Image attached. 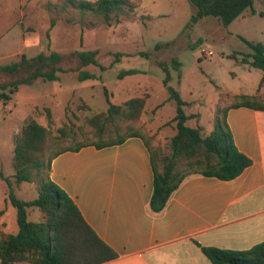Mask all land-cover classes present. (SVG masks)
Wrapping results in <instances>:
<instances>
[{"label": "rangeland", "instance_id": "obj_1", "mask_svg": "<svg viewBox=\"0 0 264 264\" xmlns=\"http://www.w3.org/2000/svg\"><path fill=\"white\" fill-rule=\"evenodd\" d=\"M131 3L132 11L124 8L108 24L102 17L82 11L72 0H0V65L17 61L22 54L33 56L55 50L63 56L60 64L68 69L58 72V80L38 78L22 84L11 101L6 104L0 101V169L5 174L14 172L15 135L31 117L49 125V153L83 141L115 139L125 133L128 121L121 116L106 121L103 118L106 126L102 133L89 123L90 117L108 108L104 86L111 100L119 104L133 96L149 95L148 107L135 124L142 130L150 125L156 127L165 119H170L166 124H171L176 104L168 100L163 63L172 75L170 85L184 99L193 100L187 111H193L198 118L189 120V125L196 126L201 120L207 128L213 122L221 92H227L222 95L221 106L234 101L229 93H260L264 102V81L260 88L263 71L230 56L238 53L240 58L252 51L240 35L264 43V15L259 14L264 7L259 1L254 4L256 13L247 10L227 26L213 16L194 22L192 14L196 8L189 0H131ZM203 47L213 54L202 55ZM77 49L96 50L97 59L107 68L94 64L80 67ZM117 52L122 54L115 62ZM175 59L180 62L178 67L174 65ZM79 67L101 75V79L80 81ZM128 68H136L138 72L119 78L118 73ZM17 77L0 73L3 82ZM46 107L52 111L51 123ZM164 131L169 133L171 128L166 126ZM206 132L207 129L202 134ZM155 146L159 157L171 153L169 136ZM187 164V160L178 162L184 172L190 173L192 169H186ZM14 187L21 198L37 195V182H15ZM8 189L7 182L0 180V209L6 206ZM7 208L8 230L16 232L17 209L12 204Z\"/></svg>", "mask_w": 264, "mask_h": 264}, {"label": "trees", "instance_id": "obj_2", "mask_svg": "<svg viewBox=\"0 0 264 264\" xmlns=\"http://www.w3.org/2000/svg\"><path fill=\"white\" fill-rule=\"evenodd\" d=\"M82 11H90L110 24L114 15L124 8L133 10L131 0H72ZM196 8L192 20L198 21L207 16L216 17L223 25H229L246 10H254V4L259 1L264 7V0H189ZM264 15V9L260 11ZM54 21H52V25ZM49 35V32H48ZM252 49L249 54L238 57V53L230 56L241 62L263 71L264 81V43L252 41L240 35ZM82 42V39H81ZM159 47V45H157ZM122 53H116L115 62ZM147 54V53H144ZM80 67L94 64L106 69L97 59V51L91 49H77ZM61 53L51 50L49 53L40 52L33 56L22 54L20 59L8 64L0 65V73L17 74L11 82L0 81V101L8 103L13 94L22 84H30L35 79L58 80L59 71H68L60 63ZM174 65L180 62L175 59ZM79 70L78 79H101L89 70ZM165 77L164 85L169 91L168 100H174L176 113L172 118L175 122V134L170 138L171 153L159 157L158 149L152 144L153 136L136 126L141 117L148 94L133 96L119 104L111 100L108 88L104 86L108 108L90 117L89 123L99 133L105 131L106 120H113L121 116L128 121L126 132L115 139L95 142L83 141L75 146L59 148L51 153L48 149L49 125L41 124L37 118L31 117L15 135L13 156L14 172L10 175L0 169V180L8 184L6 200L17 209L19 229L16 233L7 232L0 227V261L1 264H16L27 260L34 264H99L117 258L118 253L103 241L84 219L78 206L71 196L51 178V162L59 153L66 150H79L85 145L103 147L121 143L130 136H140L147 143L152 154L155 172L154 191L150 200L153 211H161L167 204L172 193L179 187L183 179L190 173L216 176L220 179H233L240 175L252 163V159L243 153L235 144L232 131L227 122V111L230 106L246 105L264 110V102L259 94L229 93L234 100L226 106H221V92L215 109L213 129L203 135L201 127L192 126L188 121L195 116L188 113L187 108L192 101L184 99L178 89L170 85L172 75L170 69L163 63ZM74 70V69H69ZM136 68H128L118 73L119 78L137 73ZM228 96V95H225ZM48 122H52V111L46 107ZM66 134L64 129H59ZM180 160H187V168L192 171L184 172L179 167ZM161 162V165L160 163ZM37 182V195L24 199L17 195L14 183ZM39 209L42 217L29 218V209ZM4 210L0 211V216ZM202 251L214 264H264V240L245 250L227 249L215 246L200 245Z\"/></svg>", "mask_w": 264, "mask_h": 264}, {"label": "crops", "instance_id": "obj_3", "mask_svg": "<svg viewBox=\"0 0 264 264\" xmlns=\"http://www.w3.org/2000/svg\"><path fill=\"white\" fill-rule=\"evenodd\" d=\"M147 107L148 101L144 111ZM197 118L195 114L190 120ZM169 120L145 130L153 136V145L175 134V122L166 124ZM227 122L235 144L252 163L229 180L189 174L159 212L150 207L155 172L151 151L140 136L103 147L85 145L52 159L53 181L71 196L97 235L118 253L117 258L99 264H214L200 245L245 250L264 240V110L230 106ZM197 123L202 131L207 129L206 135L214 127L213 122L207 128L203 121ZM166 126L171 132L164 131ZM6 195L0 227L16 233L18 230H8L5 219L11 204ZM33 214L42 217L37 208L29 209V218L35 220ZM16 264L34 263L22 260Z\"/></svg>", "mask_w": 264, "mask_h": 264}, {"label": "built area", "instance_id": "obj_4", "mask_svg": "<svg viewBox=\"0 0 264 264\" xmlns=\"http://www.w3.org/2000/svg\"><path fill=\"white\" fill-rule=\"evenodd\" d=\"M201 54L202 55H205V56H207V55H212L213 54V51L212 50H208V49H206V48H201Z\"/></svg>", "mask_w": 264, "mask_h": 264}]
</instances>
